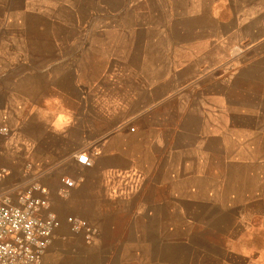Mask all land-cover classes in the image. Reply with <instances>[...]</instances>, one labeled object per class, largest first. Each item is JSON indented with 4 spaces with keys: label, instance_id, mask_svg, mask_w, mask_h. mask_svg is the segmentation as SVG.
Returning a JSON list of instances; mask_svg holds the SVG:
<instances>
[{
    "label": "crops",
    "instance_id": "crops-1",
    "mask_svg": "<svg viewBox=\"0 0 264 264\" xmlns=\"http://www.w3.org/2000/svg\"><path fill=\"white\" fill-rule=\"evenodd\" d=\"M12 30L0 28V146L17 144L27 165L23 170L4 162L0 176L10 184L20 180L48 189L61 222L49 264H156V257L171 264L172 250L188 245V224L202 228L197 238H207V231L210 238H264V74L255 80L263 94L243 87L253 104L226 100L229 124L220 133L212 117L206 134L196 100L204 98L200 83L207 75L185 74L200 63L163 61L162 72L152 68L139 87L137 72L114 77L105 61L102 71L92 68L101 60L74 59L68 43L8 42ZM257 62L262 64L258 59L241 66L246 70ZM218 82L210 75L211 85ZM232 83L221 94L215 87L210 97L227 98L235 90ZM172 101L178 106L171 108ZM236 117L244 120L242 126ZM223 137L243 147V156L226 160L241 171L224 174L213 167ZM82 154L91 166L78 163ZM64 178L75 183L66 196ZM220 183L227 193L232 188L230 194L248 197L220 209L212 201ZM188 204L209 219L188 218ZM69 217L89 222L97 236L73 234ZM180 228L185 234L176 237ZM230 253L240 264H264L260 248Z\"/></svg>",
    "mask_w": 264,
    "mask_h": 264
},
{
    "label": "rangeland",
    "instance_id": "rangeland-1",
    "mask_svg": "<svg viewBox=\"0 0 264 264\" xmlns=\"http://www.w3.org/2000/svg\"><path fill=\"white\" fill-rule=\"evenodd\" d=\"M2 27L16 29L7 36L8 42L68 43L74 46V59L101 60L100 66L94 63L92 68L102 71L105 61L107 73L114 77L137 72L139 87L144 83L143 77L151 74L152 68L162 72L163 61L171 64L200 63L202 66L199 68L192 65L186 68L185 74L207 75L200 83L204 98L196 100L206 134L210 133L212 117L213 125L214 122L220 125V133L221 127L229 124L226 100L234 106L248 105L255 101L252 93L263 94L255 80L264 74V42L261 43L264 37V0H0ZM258 59H261L262 66L259 62L252 63L255 65L246 70L241 66L243 61ZM81 69L84 68L81 66ZM210 75L219 82L211 85ZM232 82L235 90L228 93L227 98L223 95H219L218 100L210 97L215 87L218 86L221 94L225 87L233 85ZM245 86L252 93H243ZM188 93L193 100V94ZM170 106L175 108L178 105L172 101ZM243 123V119L235 118L237 126ZM218 149V161H212L213 167L224 174L231 170L241 171L240 167L229 165L226 160L234 155L243 156V147L223 137L218 142ZM206 157L210 159L209 155ZM10 161L14 167L23 170L27 165L17 144L6 148L0 146V168L4 162L9 166ZM27 183L18 180L10 184L1 176L0 191L22 189L29 186ZM232 190L235 189L231 188L228 194L221 189L220 183L212 201L220 209L232 201L243 203L247 195L244 196L243 192L230 194ZM188 208V218L197 219V214L199 220L209 219L206 214L196 213L190 204ZM182 229L177 230L176 237L185 234ZM201 230L188 224V245L184 251L182 248L180 251L172 250L171 264H215L221 260L240 264L242 259L234 258L230 252L264 250V238H216L214 235L210 238L211 231L206 232L207 238H197ZM161 260L156 257V264H161Z\"/></svg>",
    "mask_w": 264,
    "mask_h": 264
},
{
    "label": "built area",
    "instance_id": "built-area-1",
    "mask_svg": "<svg viewBox=\"0 0 264 264\" xmlns=\"http://www.w3.org/2000/svg\"><path fill=\"white\" fill-rule=\"evenodd\" d=\"M78 163L91 166L90 157L82 154ZM63 184L65 195L75 186L70 178H64ZM48 196V189L38 183L0 192V264H49L46 257L61 222ZM67 221L75 235L84 233L89 239L98 234L84 219L69 217Z\"/></svg>",
    "mask_w": 264,
    "mask_h": 264
}]
</instances>
